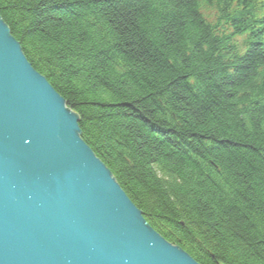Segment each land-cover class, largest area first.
I'll return each instance as SVG.
<instances>
[{
	"label": "trees",
	"instance_id": "trees-1",
	"mask_svg": "<svg viewBox=\"0 0 264 264\" xmlns=\"http://www.w3.org/2000/svg\"><path fill=\"white\" fill-rule=\"evenodd\" d=\"M0 19L154 232L264 264V0H0Z\"/></svg>",
	"mask_w": 264,
	"mask_h": 264
},
{
	"label": "water",
	"instance_id": "water-1",
	"mask_svg": "<svg viewBox=\"0 0 264 264\" xmlns=\"http://www.w3.org/2000/svg\"><path fill=\"white\" fill-rule=\"evenodd\" d=\"M0 264H197L143 221L1 19Z\"/></svg>",
	"mask_w": 264,
	"mask_h": 264
}]
</instances>
